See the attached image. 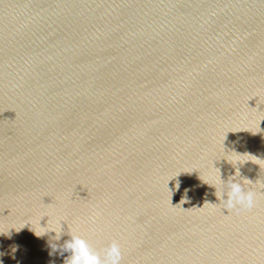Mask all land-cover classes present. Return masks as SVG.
Masks as SVG:
<instances>
[{"label": "water", "instance_id": "water-1", "mask_svg": "<svg viewBox=\"0 0 264 264\" xmlns=\"http://www.w3.org/2000/svg\"><path fill=\"white\" fill-rule=\"evenodd\" d=\"M237 168L264 192V0H0V264H264Z\"/></svg>", "mask_w": 264, "mask_h": 264}, {"label": "clouds", "instance_id": "clouds-1", "mask_svg": "<svg viewBox=\"0 0 264 264\" xmlns=\"http://www.w3.org/2000/svg\"><path fill=\"white\" fill-rule=\"evenodd\" d=\"M260 161L262 160L257 159V165H259ZM237 176H240L239 168L236 169L235 175L227 181V193H222L219 197L227 212L232 210L250 211L256 206L257 196L264 195V192L258 193L252 189L245 190L244 184L252 182L248 179L239 182L236 179ZM260 188L264 189V184H261ZM225 194L227 195L226 200L223 198ZM69 235L70 239L63 245V252L70 253L65 259V264H121L123 257L118 242L113 241L106 248L97 250L81 235Z\"/></svg>", "mask_w": 264, "mask_h": 264}]
</instances>
